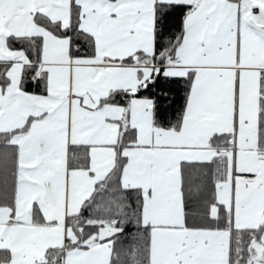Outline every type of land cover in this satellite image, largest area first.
I'll return each mask as SVG.
<instances>
[{"label":"snow or ice","instance_id":"obj_1","mask_svg":"<svg viewBox=\"0 0 264 264\" xmlns=\"http://www.w3.org/2000/svg\"><path fill=\"white\" fill-rule=\"evenodd\" d=\"M0 264H264V0H0Z\"/></svg>","mask_w":264,"mask_h":264}]
</instances>
